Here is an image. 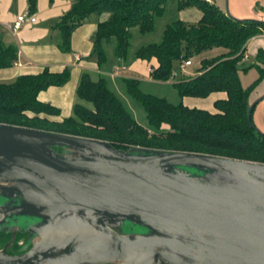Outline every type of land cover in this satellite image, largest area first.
<instances>
[{
	"label": "water",
	"instance_id": "water-1",
	"mask_svg": "<svg viewBox=\"0 0 264 264\" xmlns=\"http://www.w3.org/2000/svg\"><path fill=\"white\" fill-rule=\"evenodd\" d=\"M0 197V264H264L262 162L0 123Z\"/></svg>",
	"mask_w": 264,
	"mask_h": 264
},
{
	"label": "trees",
	"instance_id": "trees-1",
	"mask_svg": "<svg viewBox=\"0 0 264 264\" xmlns=\"http://www.w3.org/2000/svg\"><path fill=\"white\" fill-rule=\"evenodd\" d=\"M166 3L167 0H70L69 9L55 24L59 33L57 47L68 51L71 31L88 15L98 14L90 52L98 70L108 68L104 49L107 44H111V54L121 65L132 59L155 58L157 66L151 77L158 81L169 80L176 67L185 60L192 63L193 59L198 62L197 73L182 76L173 86L181 98L205 99L214 93H224L225 97L213 101L212 111L182 102L171 103L164 97L141 91L138 80L121 77L124 93L144 112L146 124L141 125L108 87L104 76L98 74L93 79L83 71L74 92L79 101L73 103L68 116L60 117L56 107L37 100L36 96L49 86L62 85L68 79L69 69L50 72L43 68L39 73L0 81V123L99 139L123 150L140 147L186 151L264 163V133L248 122V89L242 88L238 78L245 44L264 33V22L238 20L207 0H176L178 10L199 9L200 19L196 23L174 19L164 26L160 41L129 51L131 30L141 34L153 31L156 19L165 13ZM34 7L35 0H28V11ZM16 53L14 44L0 42V68L15 63ZM256 56L264 61L262 49ZM10 232L0 230L5 240ZM17 234L26 236L23 232ZM16 247L14 241L11 249Z\"/></svg>",
	"mask_w": 264,
	"mask_h": 264
},
{
	"label": "crops",
	"instance_id": "crops-1",
	"mask_svg": "<svg viewBox=\"0 0 264 264\" xmlns=\"http://www.w3.org/2000/svg\"><path fill=\"white\" fill-rule=\"evenodd\" d=\"M207 1L221 9L224 8V0ZM69 7L70 0H35L34 10L28 11V0H0V42L3 45L14 44L17 48L15 64L0 68V81L8 82L21 74L39 73L43 68H47L50 72H59L67 67L69 76L62 85L49 86L39 91L36 96L37 100L56 107L60 117H66L71 113V107L75 102V88L83 71H87L93 79L101 74L107 80L110 89L118 88L117 82L121 77L136 79L139 85L144 83L173 86V82L178 81L182 76L191 77L197 73V69H188L189 65L181 71L179 77L176 75L174 80L158 81L151 77L152 69L157 66L155 58L132 59L127 64L121 65L111 53L107 55L106 68H108H104L105 70L101 72L90 54L98 16L88 15L71 31L68 51H61L57 47L59 33L55 24ZM20 13L31 14L34 21L21 24L15 31L6 29L5 24H10ZM178 13V19L188 23H196L202 15L196 7L183 8ZM248 49L256 54L259 49L264 51V33L253 36L246 42L245 58ZM222 97H225L224 93H214L205 99L183 97V104L189 107H205L212 111L213 101Z\"/></svg>",
	"mask_w": 264,
	"mask_h": 264
},
{
	"label": "rangeland",
	"instance_id": "rangeland-1",
	"mask_svg": "<svg viewBox=\"0 0 264 264\" xmlns=\"http://www.w3.org/2000/svg\"><path fill=\"white\" fill-rule=\"evenodd\" d=\"M165 6V13L163 14V16L156 19L155 28L153 31L141 34L138 33L136 29L131 30V36L129 38V51H133L137 47L146 43L157 42L161 40L162 31L166 23L177 19L179 16V10L176 8V0H167ZM223 9L230 16L238 20L254 19L264 22V0H224ZM93 16H98L99 18L98 14H93ZM111 48V44H107L104 46L107 55L111 53ZM246 54L247 57L245 58V61L242 62V64H240L239 66L238 78L242 88L245 90L248 89V107L257 102L253 108L251 119L256 129L264 133V71H262L264 70V61L256 56V52H251L249 51V49ZM241 61H243V59ZM197 66L198 62L193 61L192 59V65H190L188 69L194 70L197 68ZM176 73L178 75L177 77H179L181 70L178 67H176ZM117 85L118 88L111 87V90L120 98L124 106L132 114L134 119L139 124L145 125L146 119L143 110L137 105L136 102H134L129 96L124 93V85L121 81L117 82ZM139 89L143 92L152 93L154 95H158L159 97H164L171 103H183L184 100V98H181L178 95L176 89L170 84L164 86L141 83V85H139ZM75 101L79 100L75 98ZM202 109H205V107H203ZM50 118L55 119V117ZM163 127L167 128L166 125H163ZM144 146L151 148L153 147L150 145ZM2 201L3 197H0V202ZM30 222L31 220L27 217L13 216L11 218H6L5 220H3L0 223V228L6 225H12L15 228L20 229ZM17 246L19 245L17 244ZM19 251L20 249L15 248V250L11 249L9 253H17Z\"/></svg>",
	"mask_w": 264,
	"mask_h": 264
},
{
	"label": "built area",
	"instance_id": "built-area-1",
	"mask_svg": "<svg viewBox=\"0 0 264 264\" xmlns=\"http://www.w3.org/2000/svg\"><path fill=\"white\" fill-rule=\"evenodd\" d=\"M34 21V17L29 13H20L17 14L14 18V20L10 24H5L6 29L15 31L20 27L23 23H32ZM15 64V63H13ZM191 65V60H185L179 65V69L181 71H184L187 66ZM177 73L174 72L171 74V77L169 80H174L176 78Z\"/></svg>",
	"mask_w": 264,
	"mask_h": 264
},
{
	"label": "flooded vegetation",
	"instance_id": "flooded-vegetation-1",
	"mask_svg": "<svg viewBox=\"0 0 264 264\" xmlns=\"http://www.w3.org/2000/svg\"><path fill=\"white\" fill-rule=\"evenodd\" d=\"M19 235L17 234V231L14 233L11 231L9 233V238L5 240V234L0 233V249L4 248L3 250L5 252H9L11 250L12 244L15 243L18 244L19 246L16 248H19L20 250H23L30 245V241L28 240V235L24 237L23 235L18 237ZM16 239V240H15Z\"/></svg>",
	"mask_w": 264,
	"mask_h": 264
}]
</instances>
